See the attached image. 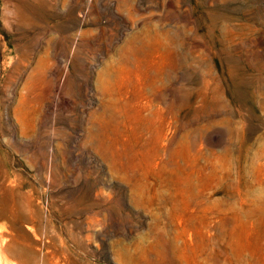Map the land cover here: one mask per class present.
Returning <instances> with one entry per match:
<instances>
[{
	"label": "rangeland",
	"instance_id": "rangeland-1",
	"mask_svg": "<svg viewBox=\"0 0 264 264\" xmlns=\"http://www.w3.org/2000/svg\"><path fill=\"white\" fill-rule=\"evenodd\" d=\"M0 264H264V0H0Z\"/></svg>",
	"mask_w": 264,
	"mask_h": 264
},
{
	"label": "bare ground",
	"instance_id": "bare-ground-1",
	"mask_svg": "<svg viewBox=\"0 0 264 264\" xmlns=\"http://www.w3.org/2000/svg\"><path fill=\"white\" fill-rule=\"evenodd\" d=\"M200 235H201V234H200ZM200 235H199V236H200ZM200 237H201V239L203 238L202 236H200ZM2 242H3V241H2Z\"/></svg>",
	"mask_w": 264,
	"mask_h": 264
}]
</instances>
